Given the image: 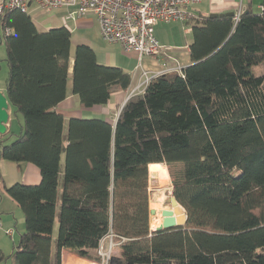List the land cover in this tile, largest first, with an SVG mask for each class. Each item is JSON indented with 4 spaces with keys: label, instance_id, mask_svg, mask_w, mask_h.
<instances>
[{
    "label": "trees",
    "instance_id": "16d2710c",
    "mask_svg": "<svg viewBox=\"0 0 264 264\" xmlns=\"http://www.w3.org/2000/svg\"><path fill=\"white\" fill-rule=\"evenodd\" d=\"M260 5L236 22L194 19L182 72L152 78L114 123L70 117L65 133L55 107L69 79L80 105L91 107L126 89L131 76L98 63L87 44L71 54L67 27L38 31L28 13H5L6 94L22 122L19 133L0 135V158L31 162L41 175L36 184L5 189L24 217L8 264H62V249L102 264L97 249L107 234L120 249L107 264H264V71L254 70L264 69ZM162 163L186 220L155 231L148 171L167 180Z\"/></svg>",
    "mask_w": 264,
    "mask_h": 264
},
{
    "label": "crops",
    "instance_id": "0c3cea01",
    "mask_svg": "<svg viewBox=\"0 0 264 264\" xmlns=\"http://www.w3.org/2000/svg\"><path fill=\"white\" fill-rule=\"evenodd\" d=\"M243 10L251 8L254 11H260V0H201L199 3L191 6L189 9L194 13L197 18L208 16L210 13H224L232 11L233 13L238 9ZM51 13V14H45ZM67 8H59L46 12L39 8V6L32 2L29 7L28 15L33 20L35 27L38 31H47L49 29L65 26L71 32V54L73 53L74 46L78 43H84L89 45L95 52L97 62L107 66H118L124 71L128 72L131 76L130 85L126 89H114L107 103L93 105L91 107H82L79 103V97L77 94L72 93L71 80L69 79L67 84V96L61 102H59L55 109L57 112L63 115L64 119V133L66 132L67 122L70 117H82V118H100L114 123L118 112L125 102V100L133 93L136 86L142 80V71H147L148 74L153 75L162 70L167 65H175L177 62L183 68L190 63L189 56V44L188 48H183L174 41L175 39L170 37L165 38L161 35H154L158 42L170 48L166 53L158 54L157 56H143L141 59L135 53L124 52L118 43H109L102 39L98 22L96 17L91 14H85L77 16L76 18H65ZM185 31H191L185 29ZM1 38V37H0ZM181 40V39H180ZM170 42L169 44H167ZM191 42V41H190ZM178 46L173 47V46ZM183 50V52H182ZM6 51V49H5ZM182 56V57H181ZM183 58L186 62L179 63V59ZM181 60V59H180ZM72 63V59H71ZM256 67V66H255ZM254 67V68H255ZM71 70V68H69ZM264 71L262 67V73ZM7 66L5 67L2 79H0V90L7 97L6 94V81ZM8 102V114L9 119L7 123L6 131L19 133L22 122V116L20 113H16L13 105L7 97ZM64 158L61 160L63 167ZM153 164V163H151ZM39 168L31 162H14L7 159L0 158V202L8 197L11 201H14L6 192V187L13 183L20 182L24 184H36L40 181ZM60 185L57 197V211L60 203L62 173L59 179ZM15 209L12 212L13 215H20L19 219L24 218L23 212L18 214L19 205L14 201ZM21 209V208H20ZM2 211H0V224L3 222ZM57 219V218H56ZM55 219V220H56ZM55 223V222H54ZM54 227V224H53ZM104 239V238H103ZM55 251V250H54ZM53 251L51 250V259ZM70 258L71 262H64L63 259ZM86 258L80 257L68 249H62L61 251V263L62 264H81L78 260ZM89 260V259H87ZM92 261V260H90Z\"/></svg>",
    "mask_w": 264,
    "mask_h": 264
},
{
    "label": "built area",
    "instance_id": "2783aa9c",
    "mask_svg": "<svg viewBox=\"0 0 264 264\" xmlns=\"http://www.w3.org/2000/svg\"><path fill=\"white\" fill-rule=\"evenodd\" d=\"M201 0H0V26L2 37L10 34L11 28L6 26L4 16L7 11L18 10L28 13L30 4L35 2L39 8L49 12L59 8H67L65 18H76L88 13L93 14L98 22L103 40L118 43L124 52L135 53L139 59L143 56H157L166 53L170 48L158 42L154 35V25L158 22L179 21L190 25L197 16L190 7ZM243 9L238 8L232 16L236 22ZM187 27V28H188ZM183 67L176 63L167 65L156 74L150 75L142 71V80L134 91H141L148 82L163 73L182 72ZM6 233L12 236L13 230ZM104 238V239H103ZM100 241L97 252L102 257V264L108 263L105 256L106 241L111 244V235L107 234ZM106 257V258H105Z\"/></svg>",
    "mask_w": 264,
    "mask_h": 264
},
{
    "label": "rangeland",
    "instance_id": "374dc122",
    "mask_svg": "<svg viewBox=\"0 0 264 264\" xmlns=\"http://www.w3.org/2000/svg\"><path fill=\"white\" fill-rule=\"evenodd\" d=\"M45 14H51V13H45ZM188 26L190 25H187L179 21H171V22H166V23L158 22L154 25V32H155V35H161L165 38H168V40L170 39V37H172L175 39L174 41H177V43H179L176 45H180L183 48H188V44L192 40L191 31H187V32L185 31L186 27ZM187 29H190V27H188ZM1 35H2V28L0 26V37ZM169 43L170 42H168L167 44ZM173 47L179 48L178 46H173ZM5 58H6L5 42H4L3 37H1L0 38V79H2L4 70L6 67ZM180 59H179V63H181V61L186 62L185 59L183 58H180ZM254 70L256 73H259L262 71V66L258 65L254 68ZM162 165L168 174L167 180L157 179L156 178L157 176L150 177V173L148 171L149 208H152L151 205H154L155 203L157 204L159 208H165V207L171 206L169 197L171 195V190H172V178L170 176L167 165L163 163ZM181 169H182L181 164H174L172 166V170L175 171V173H179ZM161 184L165 186H161ZM159 198L160 199L162 198V201H159L158 200ZM13 204H15L14 201H11L9 197L8 199H5L3 197V200L0 202V211H2L1 214H2V219H3V222H1L2 224H0V251L3 254V259L0 260V264H6V262L7 264L9 263V259H10L9 256L13 252L14 248L16 247V244L19 239V235L24 229V218L19 219L20 215L15 216L12 213L15 209V207H13L15 205ZM18 214H21L20 208L18 209ZM149 222H150V229H153L154 227L151 226V223H152L151 215H149ZM8 229L13 230L12 236L6 233V230ZM56 236H57V219L55 220L53 231H52V242H51V250L53 251L52 259H51L52 263L54 262V250H55ZM104 248L106 252L105 256L108 257L109 261L113 257L120 255V249L118 245L115 244V242L111 241V244H110L109 240H107ZM92 255H96L95 250L92 251ZM84 261L85 262H82L81 264H99L97 261H93V260L90 261V260L84 259Z\"/></svg>",
    "mask_w": 264,
    "mask_h": 264
},
{
    "label": "water",
    "instance_id": "95a60500",
    "mask_svg": "<svg viewBox=\"0 0 264 264\" xmlns=\"http://www.w3.org/2000/svg\"><path fill=\"white\" fill-rule=\"evenodd\" d=\"M210 18L213 17H222V16H233V12H224V13H210L208 15ZM8 102L7 97L0 90V135L6 132L7 123L9 119L8 114ZM170 207H165L161 209L162 222L159 226L155 227L152 230L158 231L162 229H168L176 225L183 224L186 220V215L183 207L178 203L174 195L172 194L169 197ZM155 213V209L149 208V214L152 215Z\"/></svg>",
    "mask_w": 264,
    "mask_h": 264
},
{
    "label": "bare ground",
    "instance_id": "6f19581e",
    "mask_svg": "<svg viewBox=\"0 0 264 264\" xmlns=\"http://www.w3.org/2000/svg\"><path fill=\"white\" fill-rule=\"evenodd\" d=\"M158 200L162 201V198L161 199L159 198ZM151 207L153 209H155V213L151 215V219H152L151 226L155 228V227L159 226L161 224V222H162V215H161V209L162 208H159L156 203L154 205H151Z\"/></svg>",
    "mask_w": 264,
    "mask_h": 264
}]
</instances>
